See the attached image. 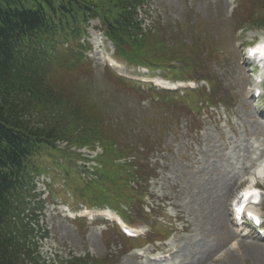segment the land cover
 I'll return each mask as SVG.
<instances>
[{"label": "trees", "instance_id": "1", "mask_svg": "<svg viewBox=\"0 0 264 264\" xmlns=\"http://www.w3.org/2000/svg\"><path fill=\"white\" fill-rule=\"evenodd\" d=\"M145 1L0 0V264H45L27 248L28 234L21 215L29 206L30 214L43 211L46 201L40 199L34 180L51 173L48 166L58 164L59 156L52 153L69 155L66 161L71 166L63 174L64 187L76 201L87 206L108 205L122 212L130 224L159 225L165 231L154 216L163 210L149 208L148 212L143 207L154 169L144 163V156H135V147L128 145L132 140L148 144L140 135L145 132L135 128V118H131L130 109L118 100V95L95 104L90 85L85 90L91 93L79 95L86 87L80 83L82 77H94L95 73L92 61L83 55L88 45L81 44V39L87 36L88 21L99 19L103 33L114 45L116 58L132 66L161 69L170 79L206 80L210 89H199L182 100L174 94L131 87L113 76L121 91L128 89L136 94L133 107L139 108L148 99L149 107L174 106L195 118L193 112L200 108L198 102L213 106L219 102L220 82L205 71L207 61L196 40L188 46L181 41L173 45L171 40L177 35L168 36V28L159 20L142 33L137 10ZM263 6L255 5L248 15L255 26L264 25V17L257 15V9ZM176 33L188 38L182 28ZM186 49L191 50V55ZM105 71L111 75L108 69ZM223 104L229 107V103ZM59 141L67 143L63 150L58 149ZM95 142L103 147L101 169L97 179L86 185L74 164L81 157L70 149L92 146ZM128 156L133 157L131 162L115 163L117 158ZM159 231L149 235V241L170 234L168 228L162 235ZM105 234L117 237L111 229ZM123 245L124 252L126 247H132L128 242ZM116 261L115 257L87 255L60 264Z\"/></svg>", "mask_w": 264, "mask_h": 264}, {"label": "rangeland", "instance_id": "2", "mask_svg": "<svg viewBox=\"0 0 264 264\" xmlns=\"http://www.w3.org/2000/svg\"><path fill=\"white\" fill-rule=\"evenodd\" d=\"M260 3L264 5V0H147L138 11L144 28L159 20L168 28V36L177 35L171 40L173 45L181 41L188 46L196 40L207 61L205 71L219 80V102L214 107L205 105L195 118L174 106L149 107L148 99L139 108L133 107L136 94L128 89L121 91L113 82V74L105 71L103 62L106 56L111 57L112 46L107 44L110 50L106 48V54L96 49L94 33L98 35V30L93 27L97 22H90L89 41L94 43V51L86 55L95 73L94 77H82L80 83L86 87L79 95L91 93L85 90L89 85L93 86L91 99L95 104L118 95L135 118V128L145 132L140 135L148 144L132 140L128 145L135 147V156H144V163L154 169L146 202L165 210L154 215L165 231L157 225L153 232L159 228L160 233H166L168 228L170 238L144 245L148 251L142 255L132 249L142 243L132 244L130 251L126 247L127 253L124 239L114 228L118 240L105 234L112 225L90 221L85 227L82 221L66 218L58 202H67L60 192L57 195L66 165L54 182L55 204L46 189L43 212L30 214L29 206L21 215L28 249L50 261L89 255L115 257L117 264H264V240L252 232L245 235V230L236 234L229 212L231 200L264 161V117L260 115L262 109L258 112L264 106L248 97L253 78L244 58L247 44L264 37V25H248L249 13ZM263 11L264 7L257 9L259 15ZM243 27L246 29L240 32ZM180 28L188 36L186 40L176 33ZM185 52L191 55V50ZM178 95L182 97L183 93ZM223 103H229V107ZM196 119L200 123L193 121ZM261 208L264 214V203ZM135 227L148 232L144 223Z\"/></svg>", "mask_w": 264, "mask_h": 264}, {"label": "snow or ice", "instance_id": "3", "mask_svg": "<svg viewBox=\"0 0 264 264\" xmlns=\"http://www.w3.org/2000/svg\"><path fill=\"white\" fill-rule=\"evenodd\" d=\"M262 48H264V46H261ZM244 195H258L257 192H255V190H249L247 193H245Z\"/></svg>", "mask_w": 264, "mask_h": 264}, {"label": "bare ground", "instance_id": "4", "mask_svg": "<svg viewBox=\"0 0 264 264\" xmlns=\"http://www.w3.org/2000/svg\"><path fill=\"white\" fill-rule=\"evenodd\" d=\"M263 169V168H262Z\"/></svg>", "mask_w": 264, "mask_h": 264}]
</instances>
